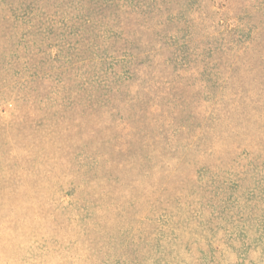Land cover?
I'll return each mask as SVG.
<instances>
[{"label": "trees", "instance_id": "1", "mask_svg": "<svg viewBox=\"0 0 264 264\" xmlns=\"http://www.w3.org/2000/svg\"><path fill=\"white\" fill-rule=\"evenodd\" d=\"M190 11L216 23L224 43L195 50ZM178 19L188 22L183 40ZM117 41L124 48L109 60ZM0 86L27 102L21 111L42 135L22 152L0 148V170L19 168L23 185L55 178L107 217L124 204L132 212L129 188L152 177L153 201L171 191L170 201L211 207L222 186L242 187L254 161L264 167V137L237 136L250 122L264 136V0H0ZM227 128L236 136L223 146ZM65 129L86 136H47ZM199 211L204 225L214 219Z\"/></svg>", "mask_w": 264, "mask_h": 264}, {"label": "rangeland", "instance_id": "2", "mask_svg": "<svg viewBox=\"0 0 264 264\" xmlns=\"http://www.w3.org/2000/svg\"><path fill=\"white\" fill-rule=\"evenodd\" d=\"M194 12L185 15L192 22L194 49L207 52L224 43L220 27L210 20L200 22ZM152 22L156 24L158 20ZM187 23L178 19L174 24L182 40V28ZM144 36L150 38L154 33L146 29ZM120 42L104 53L109 60L120 57L121 50L117 49L124 48ZM144 48L145 44H141ZM11 89L0 86V136L7 137L0 148L5 155L22 152L36 136H42L21 111L28 110L24 106L27 102L15 101ZM65 131L47 132V136H86ZM234 131L227 128L219 135L225 139L221 140L223 146L232 144ZM96 135L105 136L101 132ZM14 136L25 145L13 147ZM237 136L242 141L264 137L254 122ZM223 153L231 159L228 149ZM259 157L257 152L255 158ZM213 158L215 155L211 154L209 159ZM256 161L252 167L255 171L241 178L242 187L231 192L222 186L211 207H207L210 201L197 200L192 206L179 199L170 201L167 198L171 191L160 192L163 199L153 201L147 187L152 182L149 177L147 184L141 182L140 186L129 188L135 198L130 206L132 212L126 214L124 204L108 212L107 217L99 211L95 213L94 205L75 201L68 188L59 190L61 181L55 178L44 179L45 189L37 185L29 188L22 184L19 168L14 174L0 170V264H264V190L257 187L259 180L264 179V167ZM6 175L11 177L4 180ZM185 188L191 191L190 186ZM225 194L230 202L224 207L221 201ZM237 198L241 200L237 202ZM213 206L223 209L222 213L211 216ZM199 210L214 219L204 225L207 218L198 214Z\"/></svg>", "mask_w": 264, "mask_h": 264}]
</instances>
